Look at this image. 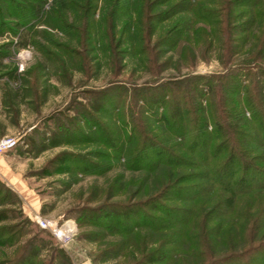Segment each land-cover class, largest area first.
Here are the masks:
<instances>
[{"label":"rangeland","instance_id":"374dc122","mask_svg":"<svg viewBox=\"0 0 264 264\" xmlns=\"http://www.w3.org/2000/svg\"><path fill=\"white\" fill-rule=\"evenodd\" d=\"M55 1L0 0V141L19 140L16 148L0 155V264H23L19 261L26 253L28 264H68L61 252L69 264H134L157 250L162 241L169 242L171 233L181 227L165 231L142 227L133 232L131 228L127 233L113 228L118 220L111 217L119 209L138 214L116 216L123 226L140 222L142 213L163 218L150 209L151 199L173 172L131 168L127 157L120 159L109 147L107 138L119 130L127 110L124 105L112 109L111 104L122 100L113 91L121 85L155 86L192 75L221 74L220 50L216 46L205 52L198 39H182L176 48L160 41L182 30L180 18L187 22L192 14L174 15L161 23L147 20L154 27L155 61L163 65L153 73L145 58L129 51L131 44L139 45L133 38L142 20L137 0H94L91 5L86 0H70L58 15L53 13L55 7L61 10ZM168 7H156L154 12ZM195 28L210 31L203 23ZM26 30L32 33V43L22 49L19 44ZM249 48L250 44L235 61L238 65L245 63ZM112 51L121 55L123 67L118 73ZM99 93L104 99L95 97ZM153 111L156 117L163 114V110ZM86 116L97 121L98 128L85 125ZM246 116L251 117L250 113ZM144 117L150 120L147 112ZM150 124L148 133L153 138L162 134L155 138L162 142L161 126L156 121ZM117 137L116 142L123 139ZM141 140L134 135L126 147L131 151L126 154L130 161ZM147 146L141 158L150 162L156 148ZM185 172L192 170L178 169L173 176L180 175V182ZM163 198L160 204L167 208L191 206L180 197ZM254 203L244 202L243 209ZM69 228L73 232L64 239L55 233H66ZM180 255L187 257L183 252Z\"/></svg>","mask_w":264,"mask_h":264},{"label":"trees","instance_id":"16d2710c","mask_svg":"<svg viewBox=\"0 0 264 264\" xmlns=\"http://www.w3.org/2000/svg\"><path fill=\"white\" fill-rule=\"evenodd\" d=\"M92 1L86 0L89 5ZM68 2L71 3L56 0L55 6L59 4L61 10L55 7L53 13L64 12ZM137 3L142 20L133 38L139 45L131 44L129 51L145 58L149 71L155 73L154 69L163 65L156 62L151 35L154 27L148 26L147 20L161 23L174 15L188 13L194 17L187 18V22L183 19L186 24L180 18L182 30L175 31L174 36H163L160 41L176 48L182 39L186 42L198 39L205 52L217 46L224 72L192 75L155 86L115 87L113 93L122 100L121 104H111L112 109L119 110L124 105L128 114L124 112L126 118L120 121L119 130L107 138L109 147L120 159L127 157L128 164L133 163L131 168L135 165V169L149 172L169 168L173 172L168 170L172 173L167 182L151 199L150 209L162 213L163 218L142 213L140 222L123 226L119 219L129 213L138 214L119 209L115 215L121 218L111 217L118 220L113 228L127 233L131 228L133 232L142 227L157 231L181 227L171 233L169 242L162 241L157 250L147 252L143 260L134 264H166L168 260L171 264H264V0H137ZM162 5L169 7L154 12ZM243 9L246 12H239ZM41 10L42 5L37 8L38 14ZM198 23L205 24L210 31L196 29ZM88 30L91 41V26ZM31 38V31L26 30L19 47H30ZM120 41L119 37L117 44ZM249 44L250 55L238 65L235 61ZM111 55L118 73L123 67L121 55L116 51ZM148 56L151 58L146 59ZM103 94L95 97L104 99ZM123 99L129 101L125 104ZM153 110H163V114L156 117ZM145 112L149 114L148 121ZM83 120L85 125L98 128L97 121L90 117ZM151 121L161 126L158 131H163L162 142L155 140L162 134L153 138L148 133L152 130ZM118 135L123 138L120 142H116ZM134 135L142 140L130 161L126 154L131 151L126 147ZM173 139L181 142L174 143ZM148 144L156 148L155 158L150 162L141 158ZM178 169L192 172H185L178 182L180 175L173 176ZM165 196L180 197L178 200L191 206L167 208L160 204ZM249 200L255 203L244 210L243 204ZM182 252L186 259L181 258ZM60 255L69 264L65 254ZM27 259L26 253L19 263L28 264Z\"/></svg>","mask_w":264,"mask_h":264},{"label":"built area","instance_id":"2783aa9c","mask_svg":"<svg viewBox=\"0 0 264 264\" xmlns=\"http://www.w3.org/2000/svg\"><path fill=\"white\" fill-rule=\"evenodd\" d=\"M18 141L19 140L17 138H6V139L1 140L0 141V155H4L8 153L9 151L13 150L14 148H16ZM72 232L73 231L69 228L66 233H64V231L59 232L58 230L55 233L57 234L59 238L64 239L65 237H67V234L70 235L72 234Z\"/></svg>","mask_w":264,"mask_h":264}]
</instances>
